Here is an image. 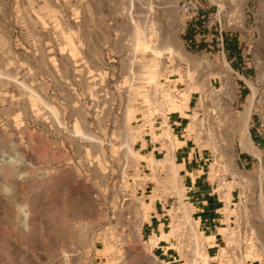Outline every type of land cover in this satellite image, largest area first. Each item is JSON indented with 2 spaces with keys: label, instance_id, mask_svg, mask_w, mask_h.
Wrapping results in <instances>:
<instances>
[{
  "label": "rangeland",
  "instance_id": "374dc122",
  "mask_svg": "<svg viewBox=\"0 0 264 264\" xmlns=\"http://www.w3.org/2000/svg\"><path fill=\"white\" fill-rule=\"evenodd\" d=\"M151 27L159 51L171 34L169 59L142 52ZM152 64L188 96L170 127L192 168L183 199L155 135L178 113L139 99ZM251 101L255 155L239 146ZM197 177L219 204L215 228L199 219ZM184 203L214 236L210 258L185 233L161 238ZM261 207L264 0H0V264H264ZM152 214L166 225L153 248Z\"/></svg>",
  "mask_w": 264,
  "mask_h": 264
},
{
  "label": "bare ground",
  "instance_id": "6f19581e",
  "mask_svg": "<svg viewBox=\"0 0 264 264\" xmlns=\"http://www.w3.org/2000/svg\"><path fill=\"white\" fill-rule=\"evenodd\" d=\"M152 27H151L150 30H147V32L146 31L144 32L145 36H147L148 33H153V30L155 28L152 29ZM147 37L148 38H146V40L143 43V45L145 44V46L142 45L143 47H142L141 50H142L143 53H149L150 56L154 55L156 57V59L157 58L158 59L159 58L162 59V58H165V56H168L169 54L172 55L174 53V52L172 53V50L175 51V48H173V41H172L170 33H169V35H167V37L165 38V41H164V43L162 45L166 51H164V49H161L159 51V47L157 48L156 46H154V44H152L153 42L151 41V38L149 36H147ZM162 50L165 53L161 52ZM169 58H170V56H168V59ZM1 62H2V59H1ZM4 66H6V65H4ZM155 67H157V64H152L151 65V69L149 71V74L146 76V82H144L141 85V91L140 92H145V93H140L141 95H140L139 99H142L143 103H148L149 105H153L154 103L155 104L159 103L160 104L159 105L160 108L163 107V105H165V104H162L160 102L159 98L162 97V98L168 99V103L166 104L168 109H166V110H169V111H167V112L168 113H179V114H181V116L185 117V115H187L186 112H185V109H187V107H188V102H187L188 96H187V98L184 97L183 101H181V102L177 101L174 98V96L172 95L174 89L171 90L169 88H163L162 87L161 82L163 80V75L160 74L159 73L160 71L156 70ZM156 71H158V72H156ZM2 78H3V76H2ZM10 80H8V81H10ZM13 83L17 85L16 81L12 82V85H13ZM163 95L164 96L166 95V96L163 97ZM29 99H30V97H29ZM252 102L253 101H251L250 104L247 106V108L245 109V111L243 113V116H242V120L244 122V127L242 128L241 137L239 138V146H240V149H241L242 152H247V153L255 155V153L257 151V148L253 144V142L251 141V139L249 137V131H248V124H249L251 115L253 113V106H254ZM134 112H135V110L132 109L130 111L128 110V112H126V113H127V115L129 114L128 116H130V115L133 116L132 114ZM128 118L130 119V117H128ZM128 118H126V119H128ZM167 119L166 120L164 119L165 124L161 128V133L160 134H155V135H156L157 138H159V140L164 141L163 142V144H164L163 147L165 146V149H168L167 153H165L166 154V160L168 161L167 165H168V168H169V171H170V174H169L170 177L167 178V181L176 185V189L179 192L180 198L183 199V196H184L183 187L181 186V184L179 182V177H180L179 176V172H180V170H182L184 168V164L183 163H178L176 161L175 152L179 148H181L185 144V142L177 140L175 137H173L174 133L172 132V129L170 128V125L168 124V120ZM192 123H193V121H192ZM192 123L189 124V126H191ZM196 127H198V126H196ZM133 138H134V133L130 134V139H133ZM165 139H166V141H165ZM210 142L213 143V141H210ZM214 148H215V144H211V149H214ZM131 152L134 155H137V153H134L133 150H131ZM257 153L259 154V152H257ZM189 175H191V174H189ZM193 179H195V178H193ZM189 207H187V205L185 203L182 204V206H181L182 213L184 215L181 212H180V214L182 216H184V218H185V219L183 218L184 223H182V226H176V225L173 224L174 226H173L172 230L169 233L162 232L161 238H167L169 235H172V236L181 235L182 236L185 233L184 237L187 236V235L191 237L190 248L192 246L196 248L197 247L195 245V243H196L197 245H199V251L201 252L200 256L201 257H205V258H210L207 249H208V247H213L214 245H216V244H214V236L211 235V236L203 237L201 235V233L198 230V223L199 222L193 220V218L191 217L192 209L189 208ZM224 210H226V208ZM145 216L146 215H144V217ZM260 218H261L262 221H264V207H261ZM146 219H147V217L144 218V220H146ZM25 220H26V217H25ZM147 221H149V219ZM178 225H180V224H178ZM24 226H25V224H24ZM220 229H222V231H225L226 228H220ZM223 234H224L225 237H228V238L230 237L231 238V234L226 233V232L223 233ZM161 238L159 236H157V235H152L151 236L150 244H151L152 248L155 247L157 244H159L158 242H159V240ZM181 248H182V250L185 249V248H183V246H181ZM196 250H198V247L196 248ZM147 257L152 258V260H155L157 262V259L155 258V256H153V254H151L150 252L147 253L146 258ZM160 264H163V262H161Z\"/></svg>",
  "mask_w": 264,
  "mask_h": 264
},
{
  "label": "crops",
  "instance_id": "0c3cea01",
  "mask_svg": "<svg viewBox=\"0 0 264 264\" xmlns=\"http://www.w3.org/2000/svg\"><path fill=\"white\" fill-rule=\"evenodd\" d=\"M174 122H178L180 123V125H182V123L185 121V117L181 116V115H177L176 118L173 120ZM184 164V171L189 172L192 168H189L188 164L189 161H187V159L183 162ZM191 186L189 188H196L197 190H201V193H199L200 195L197 196V199H200L198 202H195L196 204H202V208H197L199 212H201V216L199 217V219L201 220V222H205L206 224H209V226L211 228H215L216 227V223L218 221V219L216 218V214H217V205L218 202L215 201L214 197H211V193L209 192H205L207 191L204 185H201L200 180L197 178L195 179H191ZM166 225L165 223L162 222L161 217H157L156 214H152L151 215V219L146 222L143 226V231L145 232V234H157V233H161L162 230L165 231Z\"/></svg>",
  "mask_w": 264,
  "mask_h": 264
},
{
  "label": "built area",
  "instance_id": "2783aa9c",
  "mask_svg": "<svg viewBox=\"0 0 264 264\" xmlns=\"http://www.w3.org/2000/svg\"><path fill=\"white\" fill-rule=\"evenodd\" d=\"M171 114H172V113H171ZM178 115H181V114L178 113ZM168 119H169V121H170V117H168ZM168 123H169V122H168ZM169 125H170V127L175 126V128H178V127L182 126V125H180V123H178V122H174V121H173V122L171 121ZM161 128H162V127H160L159 129H161ZM172 129H173V131H174V128H172ZM181 148H182V147H181ZM179 149H180V148H179ZM179 149H178L176 152H178ZM176 152H175V153H176ZM182 159H183V162L186 160V158H182Z\"/></svg>",
  "mask_w": 264,
  "mask_h": 264
}]
</instances>
